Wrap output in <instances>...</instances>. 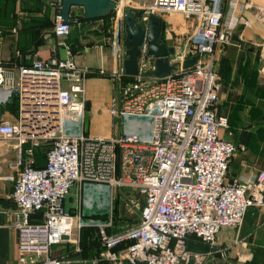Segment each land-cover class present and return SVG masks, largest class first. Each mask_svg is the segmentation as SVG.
<instances>
[{
  "label": "built area",
  "instance_id": "obj_1",
  "mask_svg": "<svg viewBox=\"0 0 264 264\" xmlns=\"http://www.w3.org/2000/svg\"><path fill=\"white\" fill-rule=\"evenodd\" d=\"M114 2L108 37L114 66L98 73L113 83V124L126 117L149 118L148 138L84 133L89 71L77 65L68 45L60 43L65 60L55 56L10 67L0 60V92L15 96L18 107L15 121L0 122V141L12 145L18 170L10 195L17 207V264L86 263L49 257L54 246L75 245L74 232L82 227L80 212L64 207L76 184L105 185L109 190L107 222L87 225L96 227L101 256L111 264H202L201 255L188 249L190 243L214 246L222 229H239L249 208L264 207V171L228 178L232 158L244 148L222 137L228 119L216 115L221 89L217 55L231 46L239 26H250L246 10L254 8L264 28V0H221L218 6L205 0H153L140 10L143 25L151 15L174 13L195 21L188 47H173L167 57L173 70L159 78L151 75L156 67L145 42L138 75H125L119 63L124 58L119 18L136 8L133 0ZM48 4L54 10L52 34L63 40L71 23L61 18L60 0ZM73 14L75 22L82 17ZM16 33L13 28L9 34ZM3 36L0 31V45ZM13 57L20 59V52ZM192 58L194 65L185 69ZM75 119L82 122L81 134H65L64 120ZM43 144L49 150L44 165L36 167L35 153ZM115 199L121 203L117 214ZM133 212L134 224L115 228V216L131 219ZM220 255L225 257L226 251Z\"/></svg>",
  "mask_w": 264,
  "mask_h": 264
},
{
  "label": "crops",
  "instance_id": "obj_2",
  "mask_svg": "<svg viewBox=\"0 0 264 264\" xmlns=\"http://www.w3.org/2000/svg\"><path fill=\"white\" fill-rule=\"evenodd\" d=\"M205 1L213 6L221 3V0ZM48 2L49 0H40L36 4L34 0H13V10L8 14L9 21L0 20V29L8 30L14 27L17 30L15 35L4 34L0 45V60L6 66L10 67L16 61L13 57L16 50L22 52V57L19 59L20 64H28L33 59L46 60L55 56L59 58L61 42L52 35V27L41 28L47 23L52 24L53 21L54 10L47 6ZM152 2L153 0H133L135 11L150 6ZM71 10L78 14L73 8ZM253 14L254 8L244 12L250 26L248 28L239 26L235 31L231 46L217 55L216 68L221 89L216 115L226 117L228 127L232 121L231 114L238 112L242 119L248 120L251 118L250 110L264 108V45L261 43L264 28ZM160 17L163 20L161 41L168 47L178 46L182 50L186 49L195 27V21L179 14H163ZM103 21L72 23L73 33L64 41V44L68 46H75L74 60L77 65L84 66L89 71L85 84V96L86 100L88 98L90 101L89 109L93 115H97V110L103 105L105 107L111 96L107 80L95 77L100 75L98 73L100 68L108 72L114 66L112 50L108 46L112 25L109 27ZM93 23L98 24L91 26ZM3 112L6 121H15L18 112L16 99ZM102 112L108 119L107 132L89 135L88 130L89 136L115 135L112 131L113 127L110 126L109 114L106 111ZM91 118L92 116L89 121ZM256 119H260L258 124L264 119V114ZM221 135L231 140L227 137V131H223ZM260 151L264 156L263 147ZM236 156L237 154L229 164L228 178L247 177L264 171V164L258 158L255 157L252 160L248 157L243 160L235 159ZM17 176L15 151L11 144L0 141V264H17V233L14 229V215L17 207L10 198ZM75 186L78 191L76 207H73L72 198L69 197V209L67 210L81 213L83 186L78 184ZM197 247L208 248L205 253H201L196 250ZM74 249H78V246L63 243L54 246L49 257L73 260L70 259V254L75 251ZM188 249L200 254L202 263L205 260L208 264H236L235 261L243 263L248 260L247 264H264V251H262L264 250V207L249 208L239 229H222L217 235L214 246L190 243ZM221 250L226 251L225 257L220 255ZM74 261H85V259L76 258Z\"/></svg>",
  "mask_w": 264,
  "mask_h": 264
},
{
  "label": "rangeland",
  "instance_id": "obj_3",
  "mask_svg": "<svg viewBox=\"0 0 264 264\" xmlns=\"http://www.w3.org/2000/svg\"><path fill=\"white\" fill-rule=\"evenodd\" d=\"M76 10V12L83 14V10L81 8H73ZM175 14V13H174ZM181 15V14H179ZM104 23H107V26L110 24V18H107L103 21ZM98 23H93L91 26H95ZM163 31V30H162ZM71 33L73 31L71 30ZM222 74V73H221ZM100 79H106L109 87H110V98L104 105L101 107V109L97 110V115H93L90 111V101L86 100V106H85V119L83 122V130L84 133L87 134V131L89 135L93 134L96 135L98 133H106L108 130V119L106 115L102 111H106L109 114L110 117V126L113 127L112 131L115 133V136H119L120 134H136L141 138H148L150 136V124L151 119L144 118V117H126L122 121L117 120L115 124H113V117L110 115L109 109L111 107L110 105V99L112 98V92H113V83L110 81L109 78L105 76H95ZM88 79V78H87ZM220 81V78H218ZM221 85V83L219 82ZM13 97L9 98V95L5 93L0 92V120L6 121L7 119L4 118V110L6 107L9 106L11 102H13ZM264 114V108L262 110L255 109L250 110V119H242L240 114L234 113L231 114L232 121L230 122V126L227 130V137H229L233 142H235L239 147H243L244 151L239 152L235 159H243L246 158L254 159L255 157L258 158L259 161L264 164V156L261 154L260 148H264V119L260 121L258 124L257 122L260 119H256L258 116ZM92 116L91 120L89 121L90 117ZM256 119V120H255ZM1 122V121H0ZM81 125L82 122L79 119H75L74 121L70 122L68 120H64V133L67 135H79L81 134ZM88 127V129H87ZM230 134V136H228ZM88 135V134H87ZM46 151L45 148H43L39 155V161L41 162V156ZM82 189V202H83V209L81 211V228L78 230H75L73 235V240L75 241V245L72 246H78V249H74V252H71L72 255H75L77 253H80V250L83 248L84 245H81V242H83L85 239L96 241V234L91 231H82L81 229L84 226V224H105L107 222L108 212L110 209V195L109 190L105 185H97L92 183H84ZM78 191L77 187L74 186L70 193L65 198V208L69 209L68 207V198H72L73 207H76L75 203L77 201ZM115 211H120L121 209V203L117 202V199H115L114 204ZM136 212H133V214ZM117 214V213H116ZM91 216H97L100 217L97 220L90 219ZM105 219H103V218ZM136 218V214L132 215L130 220H134ZM129 225V224H128ZM81 230V231H80ZM208 247H197L196 250L200 251L201 253H205L207 251ZM260 250V249H259ZM264 251V250H262ZM264 254V253H263ZM70 259L75 260L76 258L73 256H70ZM85 264H92L93 262L95 264H108L107 261L101 256L100 251L96 248L93 253V258H87L85 259ZM202 264H208L205 263V260ZM249 261L246 260L245 262L241 263L239 261H235L236 264H247ZM260 263V262H259Z\"/></svg>",
  "mask_w": 264,
  "mask_h": 264
},
{
  "label": "water",
  "instance_id": "obj_4",
  "mask_svg": "<svg viewBox=\"0 0 264 264\" xmlns=\"http://www.w3.org/2000/svg\"><path fill=\"white\" fill-rule=\"evenodd\" d=\"M60 15L64 23H75L71 17L72 8H81L83 10L82 20L95 21L109 16L115 9L113 0H60ZM143 11H126L120 16L122 23V42H123V59L120 60V66L123 68L127 77L138 75V59L140 49L143 43H146L147 56L154 59L155 71L151 74L159 78L169 75L173 67L168 64V55L174 53L173 47H168L161 41V32L163 20L159 16L151 15L149 23L145 26L140 21ZM60 60H65V50L59 49ZM195 59L192 58L184 64V68L192 67ZM67 240L66 237H63Z\"/></svg>",
  "mask_w": 264,
  "mask_h": 264
},
{
  "label": "trees",
  "instance_id": "obj_5",
  "mask_svg": "<svg viewBox=\"0 0 264 264\" xmlns=\"http://www.w3.org/2000/svg\"><path fill=\"white\" fill-rule=\"evenodd\" d=\"M40 0H34V3H36L37 4V2H39ZM4 6H7V8H4ZM47 6H49V4L47 5ZM50 7V6H49ZM2 8V9H1ZM12 10H13V0H0V20H2V21H4V22H8L9 21V19H8V14L9 13H11L12 12ZM72 16H74V14L72 13L71 14ZM107 18H110V24H109V27H110V25H111V14L109 15V16H107V17H105V18H103V19H99V20H106ZM95 21H97V20H95ZM84 22H86V23H88V22H93V21H84V20H82V17H80V18H78L77 19V21L75 22V23H84ZM46 23V22H45ZM42 26V25H41ZM53 26V22H52V24H49V23H47V25H45V26H43V27H41V28H49V27H52ZM14 27H11V28H8V30H6V29H0V31H2L3 32V34H9L10 32H11V30L13 29ZM70 34H71V32H70ZM70 34H69V36H70ZM53 35V34H52ZM68 36V37H69ZM67 37V38H68ZM67 38H65V39H63V40H60V39H57V38H55V39H57V40H59L61 43H64V41L67 39ZM70 46V48L72 49V51H73V53L75 54V46L74 45H69ZM20 52V54H21V57H22V52L21 51H19ZM15 59V58H14ZM16 61H14V63L15 62H17V63H19V59H15ZM130 79V78H129ZM128 78H125V80L126 81H128L129 80ZM13 99L15 100L16 99V97L14 96L13 97ZM235 145H237L235 142H233ZM238 146V145H237ZM43 148H45L46 149V151L44 152V154L41 156V162L39 161V155H40V151L43 149ZM49 150V145H47V144H43L39 149H37L36 150V153H35V166L36 167H42L43 165H44V161H45V157H46V153H47V151ZM42 164V165H41ZM40 165V166H39ZM117 202H119L118 200H117ZM114 204H115V202H114ZM114 212H115V214L116 213H118L117 211H115V208H114ZM121 215V214H120ZM36 219H37V215H36V217H35ZM100 217H97V216H91L90 217V219H93V220H97V219H99ZM103 218V217H102ZM107 218V217H106ZM103 219H105V218H103ZM114 225H115V228H117V227H120V226H125L126 224L128 225V226H130V225H132V224H134L135 222H136V218L132 221V220H130V218L129 217H127V216H120L118 219L116 218V216H115V218H114ZM126 223V224H125ZM82 231L84 230L85 232L86 231H89V232H91V231H93L95 234H96V241H91V240H88V239H85L83 242H81V245H84L83 246V248L80 250V253H77V254H75V255H72V254H70V256H73V257H75V258H82V259H87V258H93V253H94V250L97 248L99 251H100V253L102 252V246H101V242H100V240H99V236H98V232H97V229H96V227L95 226H92V225H85V227H83L82 229H81ZM80 230V231H81ZM196 244V243H195ZM198 245H201V244H198ZM203 246H205V245H203ZM108 264H111V263H109V262H107Z\"/></svg>",
  "mask_w": 264,
  "mask_h": 264
}]
</instances>
